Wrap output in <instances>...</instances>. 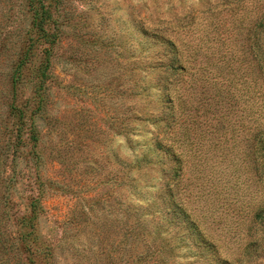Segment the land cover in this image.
Segmentation results:
<instances>
[{
	"label": "rangeland",
	"instance_id": "1",
	"mask_svg": "<svg viewBox=\"0 0 264 264\" xmlns=\"http://www.w3.org/2000/svg\"><path fill=\"white\" fill-rule=\"evenodd\" d=\"M50 1L57 38L50 76L35 95L40 54L19 64L35 37L28 0H0V264H28L19 236L30 229L23 218L31 203L39 236L31 247L47 255L41 264H131L141 248L135 223L166 227L158 194L162 167L173 160L156 148L157 137L181 153L176 198L220 256L264 264V227L249 229L264 186L246 155L247 29L264 0ZM158 37L176 44L185 66L165 89L159 79L171 51ZM26 101L21 119L11 114V103ZM162 106L174 112L165 134ZM146 153L151 162L137 169ZM161 228L176 248L170 264H214L207 252L193 262L198 250L176 238L180 227Z\"/></svg>",
	"mask_w": 264,
	"mask_h": 264
},
{
	"label": "trees",
	"instance_id": "2",
	"mask_svg": "<svg viewBox=\"0 0 264 264\" xmlns=\"http://www.w3.org/2000/svg\"><path fill=\"white\" fill-rule=\"evenodd\" d=\"M238 1L240 0H223V4L229 6ZM28 6V11L31 15L30 23L35 31V37H29L30 44L26 49H23L21 53L23 57L19 64L20 67L27 63L32 65L30 59L40 54L38 65H32L33 78L36 80L33 91L35 95H38L39 91L45 88L44 83L50 76L51 53L57 38V32L54 30L55 19L53 17L52 3L50 0H28ZM142 32L147 33L143 29ZM247 33L246 50L250 58V75L247 79L246 86V93L248 96L247 115L249 119V124L247 126V131L249 133L247 140L248 151L246 155L249 157L250 167H254L256 176L261 178L264 186V10L250 22ZM158 38L164 43L163 46L171 51L170 60L168 63L163 64L165 66V72H170H168V75L165 73L159 79V84L165 89L169 83L168 78L174 76L177 71L185 70V66L179 60V49L176 44L168 38ZM39 44L46 45L47 47H44L41 53L33 52V46ZM36 47L37 46H35L34 49ZM20 75L21 72L19 69H16L11 75L12 82L15 83L21 77ZM41 101L42 97L39 98L38 107ZM26 107L27 101L20 106L16 103H11L10 112L12 115L21 119L24 116ZM31 113L34 112L32 111ZM160 114L162 116L160 120H164L165 122L161 132L165 134L172 125L170 119L174 117V112L169 113L162 106ZM29 134L32 146H34L38 140V134L33 121L30 123ZM156 148L167 153L173 160L172 167H162L165 179L158 195L162 204L161 211L166 213V216L168 215L165 219L166 227L170 225H172L174 229L180 227L181 232L178 233L180 237L176 235V238L181 239V237L186 236L190 241V245L184 246L179 244L177 247L184 246V248H188L189 246H194L196 251L198 250V254H196L197 259L193 260V262L201 260V257L205 258L204 253L207 252L212 255L208 258L212 259L211 262L214 264H234L230 260L220 256L216 243L211 240V235L205 233L202 229L199 219L193 217L191 212H187L185 210L187 205L182 204V202L176 198L174 189L180 181L183 172L181 153L176 151L173 145L163 143L161 137H157ZM232 161L235 163L234 159ZM150 162L151 160L146 153L136 161V168H142L143 165L149 164ZM238 162L240 163L242 161H236V163ZM31 205L32 210L30 214H27L26 217L23 218L25 220L24 224L30 229L24 231V233L19 236V240L26 244L23 251L29 253L25 257L28 264H41V257L46 258L47 255L45 253V248L35 247V249H33L31 247L32 244L33 246L37 244L39 240V236L34 230L35 224L33 221L36 219L34 203H31ZM142 224V221L139 220L135 223V229L137 228L138 230L134 232V236L136 241L138 239L137 244L141 248L137 249L136 253L129 255L131 264H170L169 260L171 261L175 257L174 249L176 248L175 245L174 249L169 248L172 245V241L162 236L161 227L164 229L163 232H166L167 229L165 225L160 224L154 229H150ZM258 227H264V203L263 205H257L254 209L249 229L253 230L256 234ZM252 236H254V233H252ZM126 238L128 239L129 237ZM150 244L153 246H150ZM130 247L129 245V249L131 250L132 248ZM249 260H251V258L247 257L246 261Z\"/></svg>",
	"mask_w": 264,
	"mask_h": 264
}]
</instances>
